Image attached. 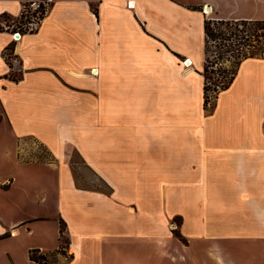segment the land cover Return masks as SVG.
<instances>
[{"label":"crops","instance_id":"obj_1","mask_svg":"<svg viewBox=\"0 0 264 264\" xmlns=\"http://www.w3.org/2000/svg\"><path fill=\"white\" fill-rule=\"evenodd\" d=\"M207 19L264 21V0H0V264L60 255L61 221L68 264H117L119 208L156 221L143 264H264V57L205 109ZM72 152L111 194L76 185ZM174 218L189 243L155 241Z\"/></svg>","mask_w":264,"mask_h":264},{"label":"trees","instance_id":"obj_2","mask_svg":"<svg viewBox=\"0 0 264 264\" xmlns=\"http://www.w3.org/2000/svg\"><path fill=\"white\" fill-rule=\"evenodd\" d=\"M247 26L253 27L251 34H248L246 29L244 30ZM204 31L206 58L202 73L204 77L203 94L204 108L208 109L218 98L219 94L227 90L234 82L243 60L264 57V21L207 19L204 23ZM211 43L216 44L215 48L218 50L212 57L209 55ZM229 62L232 63L231 67L226 66V63ZM75 154L77 155L76 152ZM86 167L92 171L88 166ZM72 170L76 174L73 166ZM97 178L103 183L105 188L77 186L82 189L101 190L106 194H111V187L100 177ZM65 229V223L61 221V245L58 249L59 253L63 252V245L68 243L65 237ZM29 258L31 261L39 264H47L48 259L39 250H31Z\"/></svg>","mask_w":264,"mask_h":264},{"label":"rangeland","instance_id":"obj_3","mask_svg":"<svg viewBox=\"0 0 264 264\" xmlns=\"http://www.w3.org/2000/svg\"><path fill=\"white\" fill-rule=\"evenodd\" d=\"M41 8H39L38 11H43V15L45 14V4H41ZM29 5L26 7V11H28V13L25 15V17H23L22 19H16L14 21H8V25L10 26H15L14 29H17V27H21L23 26V24L27 23L26 21V17L30 19L29 15H30V11H29ZM36 14V13H35ZM42 15V16H43ZM41 16V15H40ZM6 20L3 19V21ZM23 28V27H22ZM250 28V29H249ZM246 29L248 34H251L253 32V27L251 26H247L244 28V30ZM253 39V38H252ZM214 43H211L210 45V52L209 55L210 57L214 56V54H216V51H218L215 48ZM232 63H226L227 67H231ZM258 69L264 70V65H261ZM94 71V70H93ZM94 74V73H93ZM233 92L241 89V85L239 83H237L234 88H232ZM231 94H226L225 96H223V102L225 103H229L232 102V98H231ZM213 105V104H212ZM211 105V106H212ZM249 114L247 113V116ZM227 131L229 133L230 136V141L229 144L230 145H235V142L233 141V137L232 134L233 133H238V127L235 124H230V126L228 125L227 127ZM71 161H72V166L74 167L76 174L73 172V175L75 177V182L76 185H81V186H96V187H100V188H105V186L103 185V183L95 176V174L90 171L86 166H84L82 164V162L79 160V158L77 157V155L75 154V152H72V157H71ZM56 187V184H55ZM140 215V213L138 212L136 215L133 216H128V214L124 213V209L122 210V208H119L117 211V221L116 224L115 222L113 223V225L111 226L112 231L111 232H116L118 234V247L114 252V255L117 257V264H121L123 260H125L127 257H132V255L134 256V259L136 260V262H138L139 264H143L142 261H144L145 263V253H143V249H144V243L145 241H141L140 239H142L141 235H143L144 231H145V225L148 223H152V219H150L148 217V221L147 219L145 220V217H141L138 216ZM174 221L170 220L166 222V232L163 233V235H159V237L155 239V241H164L165 239H177L180 240L181 242L188 244L189 243V235H185L184 231L181 229V224L179 223V219L178 218H174ZM156 222V221H153ZM132 232V233H131ZM190 235L195 234L194 232H190ZM197 235V234H195ZM193 235V236H195ZM67 239V244L65 243L63 245V252H60V255H64L66 258L64 260V262H61L60 259V255L57 254H53L50 255L47 259V264H68L69 260H71L72 255L69 257V253H71V251H68L69 248V244L70 241L67 238V236H65ZM121 238V240H119ZM192 238V237H190ZM143 242V244H142ZM142 245L143 249H142ZM81 256H82V261L80 260L81 264H98V260L94 259H90V262L88 263V260L86 259V256L84 255L85 253L88 254L86 249H81ZM92 251V249H91ZM90 254V252H89ZM80 256V257H81ZM140 258V259H139ZM220 262V260H219ZM221 263V262H220ZM116 264V263H115Z\"/></svg>","mask_w":264,"mask_h":264},{"label":"built area","instance_id":"obj_4","mask_svg":"<svg viewBox=\"0 0 264 264\" xmlns=\"http://www.w3.org/2000/svg\"><path fill=\"white\" fill-rule=\"evenodd\" d=\"M41 4H43V3L42 2H38V3H32L31 5H29L30 6L29 7V11H30L29 12L30 13L29 17H30V19L26 17L27 23L23 24V26L17 27V29H14L15 26H11V28L14 30V32L12 33V40L13 41H15V42L19 41L21 39V36L23 35L24 31L32 32L38 27V25H39V23H40V21H41V19L43 17L42 16L43 15V11H41V10L38 11L39 8H41V6H42ZM130 6H131V4H130ZM203 12H205V14H209L206 9H204ZM27 13H28V11H26V7L24 6L23 7V14H22L23 17H25V15ZM187 62H189L191 64V61L189 59H185L182 62L183 66L190 67L191 65L189 66L187 64Z\"/></svg>","mask_w":264,"mask_h":264},{"label":"bare ground","instance_id":"obj_5","mask_svg":"<svg viewBox=\"0 0 264 264\" xmlns=\"http://www.w3.org/2000/svg\"><path fill=\"white\" fill-rule=\"evenodd\" d=\"M207 12L210 13L211 9H207ZM192 63V62H191ZM187 64L190 66L191 64L189 62H187Z\"/></svg>","mask_w":264,"mask_h":264}]
</instances>
